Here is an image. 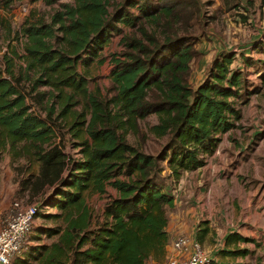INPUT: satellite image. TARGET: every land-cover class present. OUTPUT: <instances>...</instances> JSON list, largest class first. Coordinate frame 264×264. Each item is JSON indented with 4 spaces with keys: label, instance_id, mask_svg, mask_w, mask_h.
Wrapping results in <instances>:
<instances>
[{
    "label": "trees",
    "instance_id": "16d2710c",
    "mask_svg": "<svg viewBox=\"0 0 264 264\" xmlns=\"http://www.w3.org/2000/svg\"><path fill=\"white\" fill-rule=\"evenodd\" d=\"M24 1L0 0V50L8 49L0 56V155L22 162L20 192L41 197L36 220L52 225L34 224L33 245L14 264H162L178 206L167 181L203 169L241 128L242 107L261 90L250 68L264 85V62L254 58L262 45L208 60L198 0H45L49 16L34 11L15 31L1 11ZM117 36L123 50L111 56L110 95L102 98L90 91V70ZM150 117L156 122L146 123ZM151 138L159 151L147 150ZM108 188L116 195L95 225L86 196ZM211 230L202 220L196 241ZM239 242L253 241L232 233V250L222 253L250 254Z\"/></svg>",
    "mask_w": 264,
    "mask_h": 264
},
{
    "label": "rangeland",
    "instance_id": "374dc122",
    "mask_svg": "<svg viewBox=\"0 0 264 264\" xmlns=\"http://www.w3.org/2000/svg\"><path fill=\"white\" fill-rule=\"evenodd\" d=\"M67 1V0H64ZM200 3L201 11L205 18L202 19V31L205 35L204 42L200 45V49L203 52H210L215 55L213 47L210 45L213 40L217 37H221V43L228 45L232 49V52H239L248 46H252L255 42L258 45H262L261 53H254V58L259 62H264V0H239V10L228 7L222 0H198ZM54 8L48 6L45 0H26L21 3H16L12 6L9 12L4 10L1 14L6 18L10 19L15 31L22 28L26 19L32 15L35 11L40 15L45 14L46 17L52 12ZM246 17V21L241 18V15ZM126 33L129 32L125 29ZM122 36H117L112 40L103 51L102 57L106 58L102 64H94L90 70V91L99 94L102 98L110 95L111 79L110 74L112 66L110 64L111 56L115 53L121 52L123 47L120 46V40ZM212 39V40H211ZM211 42V43H210ZM13 45H18L17 42H12ZM1 44V43H0ZM20 50V49H19ZM5 52H8L6 46L0 50V56ZM206 64L202 62V67L205 68ZM260 70L264 66L259 64ZM250 81L261 88L260 92L252 96L249 104L242 107L243 119L241 121V128L236 130L233 134H226L223 137L218 151L216 153L217 158H209L207 169L201 170L194 174L185 173L179 183L174 182L173 179H168L167 183L173 195L178 199L180 204L176 209L171 210V213H176L177 210L185 212L187 209H193L196 213V218L191 220L189 226L190 235L193 231L197 230L198 220H206L209 216L210 210L214 213L221 209L229 214L232 209L241 207L239 204L242 202L240 199L243 198L241 192L246 189L248 191L263 186L264 189V165L257 171H254L252 159L256 161H264V85L260 80L259 70L250 68ZM155 117L148 118L146 123H155ZM144 126V125H143ZM145 130L146 127H143ZM233 139L242 144L243 146L236 147V143ZM134 141V139H131ZM146 144V148L149 151H159L160 142L155 141L153 138L150 139ZM235 146V148H234ZM69 152L76 158L77 151L68 147ZM245 161V162H242ZM260 161V162H261ZM260 164V163H259ZM258 165V164H257ZM22 162L15 165L11 163V158L8 154L0 155V222L2 216L6 210L15 201H24L26 203L39 202L41 204V197L30 199L28 195H23L20 192L19 180L26 177V172H23L21 168L15 169V167H21ZM214 169V178H219L217 183L208 181L210 170ZM227 168V169H226ZM221 169V170H220ZM239 172H237V171ZM224 171L223 176L227 177L226 182H221L220 178ZM248 171L250 174H257V177L262 176L260 182H253L252 176L249 180H237L238 175ZM236 176H235V175ZM167 175V174H166ZM211 176V177H212ZM243 179V178H242ZM210 182V183H209ZM195 185V186H194ZM206 192L201 193L202 190ZM116 192L112 188H108V194H88L86 196L87 203L93 212L94 224H100L103 222V214L106 204L111 200L112 196H115ZM210 204V208L204 207V204ZM210 209V210H209ZM51 212L52 210L46 209ZM208 215V216H207ZM46 224L51 226L52 223L44 222L42 219H38L35 222L36 227ZM219 233V232H218ZM32 236L28 240V247L33 244ZM222 236L214 233L213 238L207 241V244L202 246V249L212 260V253H214L223 242ZM44 243H51L50 240L44 239ZM241 249H250L253 252L252 255L246 258H239L236 260L228 259L226 263L231 264H264V246L260 248L249 245L241 246ZM31 248H29L30 250ZM28 249L16 255L14 263L23 260L28 254ZM172 257V252H168L166 258L162 264H168L169 259Z\"/></svg>",
    "mask_w": 264,
    "mask_h": 264
},
{
    "label": "crops",
    "instance_id": "0c3cea01",
    "mask_svg": "<svg viewBox=\"0 0 264 264\" xmlns=\"http://www.w3.org/2000/svg\"><path fill=\"white\" fill-rule=\"evenodd\" d=\"M217 39L219 40L221 44V40L223 39L221 37H217ZM210 45L213 47L212 49L214 51L219 52V53L221 52V49L219 48V46L214 48L215 46L213 42ZM249 49H250V46L244 48L243 50L248 51ZM209 56H207L208 60L210 58ZM203 78H204L203 72L198 70L194 75V82L198 84L203 80ZM216 153L212 156V158H217ZM260 161L259 160L256 161L252 159L254 171H257L261 166L264 165V161L263 160L261 162ZM242 162H245V161H242ZM208 166H212V164L208 165L207 163V165L203 169H200L197 172H201V170L207 169ZM256 167H259V168H256ZM209 170H210V174L207 180L211 181L214 184L217 183L219 181V178H214L212 176L213 174H215L214 169L212 170V168H209ZM197 172H194V173H197ZM194 173H189V174H194ZM220 174H222L221 175L222 178H220L221 182H226L227 177L223 176L224 171H221ZM238 176L239 177H237V180H241V182L242 181L244 182V180H249L248 178H250L251 176L253 178L252 181L254 183L260 182V180H262V176L257 177L258 176L257 174H250L248 171H246L245 173H241ZM203 192H206V190L204 189L201 191V193ZM242 194H243V198L242 197L240 198L242 202L239 204V206L241 207L239 210L235 208V209H232V211L229 214H227L226 211H224V209L223 210L221 209L220 211H216L215 213L209 209L210 213H209V216L207 215L208 217L206 220L210 222V227L212 230H211V233L206 236L203 244L201 245L204 246L205 244H207V241H209L210 238L212 240L214 233L216 235H219L220 233V236L224 238L223 242L221 243V247H219V249H217L214 253H212L211 264H215V263L231 264V263H226V260L228 259L236 260L239 258H246L253 254V252L251 251L250 254H248L245 257H242V256L232 257L229 255H224V253H222L224 250H227V251L232 250V249H228V247L225 246V240L227 236L232 233H237L238 235L244 238L251 239L253 241V242H248V243L239 242L238 243L239 247L253 245V246L260 248L261 246H264V189H263V186L256 188V189H252L250 191L244 189L241 192V195ZM177 200L178 199H176V204L179 205L180 202H178ZM204 207L210 208V204L209 203L204 204ZM195 218H196V213L193 211V209H187L185 212H180V210H177L176 213H171V222L168 227V235H169V246L167 248L168 252H172V244L174 240L177 238V236L187 235V233L189 232L190 222L191 220ZM201 221L202 220H198L196 222L199 225ZM0 227H1V222H0ZM196 231H193L190 235H187V236H190L192 239L196 240ZM151 264H157V263H151Z\"/></svg>",
    "mask_w": 264,
    "mask_h": 264
},
{
    "label": "built area",
    "instance_id": "2783aa9c",
    "mask_svg": "<svg viewBox=\"0 0 264 264\" xmlns=\"http://www.w3.org/2000/svg\"><path fill=\"white\" fill-rule=\"evenodd\" d=\"M212 42L214 48L219 46L221 53H232V49L228 45L222 43L221 45L218 39ZM18 49L20 53H23L20 47ZM20 64L26 67L25 63ZM39 208V202L15 201L2 216L0 255H3L7 264H13L16 255L27 249ZM172 253L168 264H211L212 262L202 249V245L187 235L177 236L172 244ZM4 260H0V264H4Z\"/></svg>",
    "mask_w": 264,
    "mask_h": 264
},
{
    "label": "clouds",
    "instance_id": "9594fccd",
    "mask_svg": "<svg viewBox=\"0 0 264 264\" xmlns=\"http://www.w3.org/2000/svg\"><path fill=\"white\" fill-rule=\"evenodd\" d=\"M0 260H4L3 255H0ZM4 264H7V261L6 260H4Z\"/></svg>",
    "mask_w": 264,
    "mask_h": 264
}]
</instances>
